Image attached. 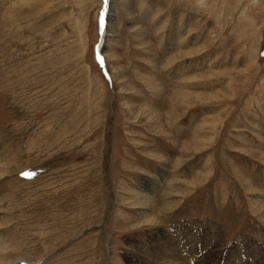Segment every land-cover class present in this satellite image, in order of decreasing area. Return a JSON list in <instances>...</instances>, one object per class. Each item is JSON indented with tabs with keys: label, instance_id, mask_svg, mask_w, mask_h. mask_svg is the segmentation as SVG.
<instances>
[{
	"label": "rangeland",
	"instance_id": "374dc122",
	"mask_svg": "<svg viewBox=\"0 0 264 264\" xmlns=\"http://www.w3.org/2000/svg\"><path fill=\"white\" fill-rule=\"evenodd\" d=\"M112 2L0 0V264H264V0Z\"/></svg>",
	"mask_w": 264,
	"mask_h": 264
},
{
	"label": "bare ground",
	"instance_id": "6f19581e",
	"mask_svg": "<svg viewBox=\"0 0 264 264\" xmlns=\"http://www.w3.org/2000/svg\"><path fill=\"white\" fill-rule=\"evenodd\" d=\"M111 4H113L112 0H110V4H109V6H111ZM108 11H109V13H108ZM110 12H111V8H109V9L107 8V0H106L105 9H104L103 14L101 15V18H103V19L105 20V26H106V20H109V17L113 15V14H111ZM103 16H104V17H103ZM104 33H105V34H104V37L102 38V40L105 39V36H106V28H105V32H104ZM103 42H104V41H103ZM99 56H100L102 62L105 63V62H104V55H102V52H101V55H99ZM161 181H162V180H161ZM158 185H159V184H158V181L155 180V181H153V182L150 183V185H149L148 188H149L150 190H152V189H155ZM158 187H159V186H158Z\"/></svg>",
	"mask_w": 264,
	"mask_h": 264
},
{
	"label": "water",
	"instance_id": "95a60500",
	"mask_svg": "<svg viewBox=\"0 0 264 264\" xmlns=\"http://www.w3.org/2000/svg\"><path fill=\"white\" fill-rule=\"evenodd\" d=\"M109 4H110V0H107V8L109 9ZM104 17V16H103ZM105 20L103 18H101L100 20V31H101V36H100V40H99V43H98V54L101 55V47H102V44H103V41L102 38L104 37V32H105Z\"/></svg>",
	"mask_w": 264,
	"mask_h": 264
}]
</instances>
